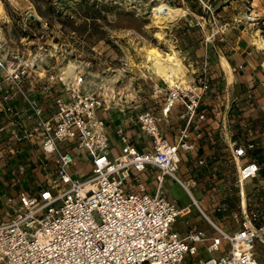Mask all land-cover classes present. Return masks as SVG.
Wrapping results in <instances>:
<instances>
[{
	"label": "built area",
	"instance_id": "1",
	"mask_svg": "<svg viewBox=\"0 0 264 264\" xmlns=\"http://www.w3.org/2000/svg\"><path fill=\"white\" fill-rule=\"evenodd\" d=\"M32 67L0 38V73L12 88V94H0V113L19 119L11 100L21 99L29 122L21 138L40 150L46 175L36 190H19L4 201L0 196V264H264V123L253 125L238 105L250 103L249 89L236 99L218 93L205 59L192 83L167 85L158 110L130 117L145 147L138 149L116 128V152L103 118L110 101L86 90L82 76L71 81L63 74L49 76L39 103L32 94L42 77L32 75ZM211 96L219 130L207 136L205 100ZM172 111L181 126L168 139L160 124ZM202 145L212 153L199 156ZM82 153L89 169L78 178ZM144 174L153 176L151 192ZM165 179L184 191L188 206L179 208L165 196ZM18 186L15 178L11 187ZM190 208L212 235L196 226L183 235L174 230ZM200 247L216 256L200 258Z\"/></svg>",
	"mask_w": 264,
	"mask_h": 264
},
{
	"label": "rangeland",
	"instance_id": "2",
	"mask_svg": "<svg viewBox=\"0 0 264 264\" xmlns=\"http://www.w3.org/2000/svg\"><path fill=\"white\" fill-rule=\"evenodd\" d=\"M249 1L0 0V38L5 40L9 52H19L28 63L36 55H42L35 58L30 69L32 75L42 77L38 86H46L50 75L64 74L71 81L74 76H82L86 90L103 94L110 101V111L134 115L146 108L156 111L168 85L154 73L146 60V50L154 47L165 55L172 49L184 67L187 64L181 58L184 53L193 54L197 51L193 46L206 39H224L226 42L216 45L222 48L234 36L249 42L256 33L264 36L261 21L248 25ZM159 2L181 8L184 14L160 29L162 23L155 16ZM28 20L39 24L29 27ZM261 53L257 51L258 55ZM179 78H182L179 81L184 79L183 73ZM118 147L120 144L115 146L116 152ZM88 162L82 153L76 164L81 171L78 178L86 175ZM168 186L170 198L183 205L188 203L186 194L176 183L170 180ZM192 192L197 196L196 189ZM190 210L188 223L195 224L206 236L212 235L205 221ZM207 214L211 216L210 212ZM177 225L187 227L183 217L177 219ZM199 254L202 259L216 256L205 250ZM260 258L264 262V256Z\"/></svg>",
	"mask_w": 264,
	"mask_h": 264
},
{
	"label": "crops",
	"instance_id": "3",
	"mask_svg": "<svg viewBox=\"0 0 264 264\" xmlns=\"http://www.w3.org/2000/svg\"><path fill=\"white\" fill-rule=\"evenodd\" d=\"M248 4V25H254L257 21H261L262 25H264V0H250ZM257 32L260 33L259 30H257ZM215 40L216 39L211 38L209 41H202L198 46H193V50H197L193 54L184 53V56L181 58L183 61L186 60L187 64H184L183 67L184 79L182 81L185 84L192 83L195 74L202 68L203 61L206 59L209 63L210 79L212 80V84L218 87V93L225 90L230 99H236L242 89H249L252 94V100L250 103H247L246 101L240 102L238 104L239 108L253 125L264 123V51L257 48L255 49L252 40L249 42L248 39L246 40L239 36L231 38L222 48L216 47V45H219V42L226 41L222 38L217 41ZM258 50L262 51L260 54L261 56L257 54ZM0 87V94H12V88L10 87L9 82L3 79L1 73ZM44 90V88L37 86L32 96H39L40 93H45ZM36 99L39 103L43 102L42 96H39ZM205 103L207 107L206 109L204 107V109L207 110L209 118L205 124L207 127L204 129V133L209 136L219 130V124L212 118L213 112L216 109L215 107L212 109L214 106L213 104H215L213 96L207 98ZM11 104L19 111L20 117L12 122L6 115L0 113V196H2V201L6 200L7 197L13 198L19 190H25L28 192L36 190L38 186L43 184L46 176L45 172L40 169V163L44 159L42 153L36 145L30 144L27 140L21 138L24 128L29 126V122L26 120L28 114L26 106L22 103L21 99L16 96L11 100ZM131 116V114L125 115L120 110L114 111L113 109L103 114V118L107 125L106 130L114 148L117 146V143H115L117 139L114 134L116 128H122L125 132L131 135V141L138 149L145 147L146 140L140 134L136 125L130 123ZM180 126L181 124L174 111H172L167 124H160V128L168 139L174 137ZM211 153V148L209 146L202 145L201 150L197 154L199 156H206ZM181 157L182 161L179 164L178 171L179 176L183 175L181 168L184 167L185 161V156L182 155ZM191 158H194V156H191L189 159ZM13 172L15 173L14 176L12 174ZM15 178L19 179V186L11 187V183ZM142 178L148 191L151 192V174H144L142 175ZM169 181L170 180L165 179L163 191L168 199L174 200L167 194V187H170L168 186ZM196 193L197 196L195 197L201 199L198 190ZM174 201H176L179 208H184L189 205V201L186 205H183L179 200ZM206 201V198H203L201 204L203 208L208 209L209 205ZM190 212L186 216H183L184 223L187 227L179 228L178 225L177 227L175 224L173 225L174 230L181 235L187 232L189 227L196 226L195 224H189L186 220ZM196 216H198L197 213ZM198 219L200 218L198 217ZM203 250L204 249L200 247L199 252ZM199 252L198 255L200 256ZM259 260L262 262V258H259Z\"/></svg>",
	"mask_w": 264,
	"mask_h": 264
},
{
	"label": "bare ground",
	"instance_id": "4",
	"mask_svg": "<svg viewBox=\"0 0 264 264\" xmlns=\"http://www.w3.org/2000/svg\"><path fill=\"white\" fill-rule=\"evenodd\" d=\"M183 14H184L183 9L173 8L164 3L158 4L157 8L155 9V16L162 23L160 29L163 28L164 24L172 23L178 20L179 18H181ZM157 35L158 34H156V36ZM160 37H158V39ZM252 44L255 45L257 49L264 51V37H261L260 34L258 33L255 34V38L252 39ZM38 55H36L35 58H39L42 56L41 54ZM35 58H33L30 61V63H32L35 60ZM146 60L149 63H151V67L154 73L157 76L161 77L165 82H167L170 85H173V83H175V79L179 80L180 79L179 75H181L184 72L182 64L180 63V59H178L177 57V53L172 49L170 50L169 53H166L165 55H161V53L157 51L154 47L148 49L146 50ZM113 77L114 76H112L111 79H113ZM181 82L183 83V81Z\"/></svg>",
	"mask_w": 264,
	"mask_h": 264
},
{
	"label": "trees",
	"instance_id": "5",
	"mask_svg": "<svg viewBox=\"0 0 264 264\" xmlns=\"http://www.w3.org/2000/svg\"><path fill=\"white\" fill-rule=\"evenodd\" d=\"M39 23L37 21L34 20H28V25L29 27H35L36 25H38Z\"/></svg>",
	"mask_w": 264,
	"mask_h": 264
}]
</instances>
